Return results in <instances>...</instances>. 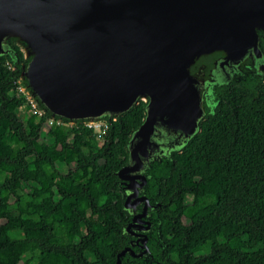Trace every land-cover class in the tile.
I'll list each match as a JSON object with an SVG mask.
<instances>
[{
    "label": "trees",
    "instance_id": "1",
    "mask_svg": "<svg viewBox=\"0 0 264 264\" xmlns=\"http://www.w3.org/2000/svg\"><path fill=\"white\" fill-rule=\"evenodd\" d=\"M11 44L17 66L0 57V264H117L130 238L117 172L146 102L103 133L51 123L18 90L26 59ZM221 96L172 173L152 180L158 264H264V80L232 82ZM123 264L147 263L126 254Z\"/></svg>",
    "mask_w": 264,
    "mask_h": 264
},
{
    "label": "water",
    "instance_id": "2",
    "mask_svg": "<svg viewBox=\"0 0 264 264\" xmlns=\"http://www.w3.org/2000/svg\"><path fill=\"white\" fill-rule=\"evenodd\" d=\"M262 37L264 0H0V57L16 67L11 41L21 47L23 85L51 118L111 122L146 102L117 172L130 214L123 235H138L144 250L126 246L117 264L130 252L160 262L156 171L172 173L221 89L264 80Z\"/></svg>",
    "mask_w": 264,
    "mask_h": 264
},
{
    "label": "built area",
    "instance_id": "3",
    "mask_svg": "<svg viewBox=\"0 0 264 264\" xmlns=\"http://www.w3.org/2000/svg\"><path fill=\"white\" fill-rule=\"evenodd\" d=\"M18 90L20 91V92H23V93H25L26 95H27V98H28V100H29V102H30V104H31V106H32V109H33V111L35 112V113H37V114H43V113H45V111L32 99V97L26 92V89H25V87H24V85L23 84H20L19 86H18ZM55 121H57V122H62V121H60V120H58V119H55V118H51L50 117V122L51 123H53V122H55ZM86 124H88L89 126H91V127H93V128H95L96 129V131H98V132H100V133H103L104 131H105V129L107 128V122H99V123H86ZM71 125H73V124H71Z\"/></svg>",
    "mask_w": 264,
    "mask_h": 264
},
{
    "label": "flooded vegetation",
    "instance_id": "4",
    "mask_svg": "<svg viewBox=\"0 0 264 264\" xmlns=\"http://www.w3.org/2000/svg\"><path fill=\"white\" fill-rule=\"evenodd\" d=\"M137 233V232H136ZM137 237H138V235L136 236V235H134L132 238H129V240H128V244L126 245V246H129V245H131L132 247H133V250L136 252V253H138L140 250H144V247L142 248L141 246L139 247L138 246V241H137ZM162 242H161V239H160V241L158 242V246L161 244ZM125 246V247H126ZM128 255L132 258V259H138L135 255H133L131 252L130 253H128Z\"/></svg>",
    "mask_w": 264,
    "mask_h": 264
}]
</instances>
